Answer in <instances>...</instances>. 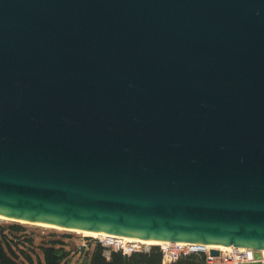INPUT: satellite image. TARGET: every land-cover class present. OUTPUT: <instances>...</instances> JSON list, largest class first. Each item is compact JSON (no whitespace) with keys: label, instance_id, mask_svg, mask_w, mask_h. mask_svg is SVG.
<instances>
[{"label":"water","instance_id":"1","mask_svg":"<svg viewBox=\"0 0 264 264\" xmlns=\"http://www.w3.org/2000/svg\"><path fill=\"white\" fill-rule=\"evenodd\" d=\"M0 215L259 259L264 0H0Z\"/></svg>","mask_w":264,"mask_h":264},{"label":"trees","instance_id":"2","mask_svg":"<svg viewBox=\"0 0 264 264\" xmlns=\"http://www.w3.org/2000/svg\"><path fill=\"white\" fill-rule=\"evenodd\" d=\"M21 225H0V264H62L69 252L59 241L42 244L38 248L42 256L35 253L34 239L26 235ZM93 249L86 251L88 264H164V252L153 245L148 250H140L131 254L110 250L100 242L94 241ZM32 252L34 255H32ZM35 256V257H34ZM169 264H210L204 252L181 255Z\"/></svg>","mask_w":264,"mask_h":264},{"label":"rangeland","instance_id":"3","mask_svg":"<svg viewBox=\"0 0 264 264\" xmlns=\"http://www.w3.org/2000/svg\"><path fill=\"white\" fill-rule=\"evenodd\" d=\"M0 225H21L25 228L26 235L30 238L34 239V248L35 253L42 256V252L38 248L42 244L50 243L51 241H59L63 243L64 245H56L57 247L63 246L66 251L69 252L68 257L65 258L62 264H88L89 259L85 255L86 251L89 249H93L94 247V241L100 242L98 237L94 236H86L81 233L71 232V231H65V230H59L56 228H50V227H44L41 225H30V224H24L22 222H17L13 220H0ZM103 244V243H101ZM130 245L129 243H127ZM137 246L138 251L140 250H148L153 245H146V244H138ZM158 246V245H157ZM164 252L170 250V246H159ZM108 251L106 252V255L109 256L110 250H115V246H108L106 247ZM127 248H130V246H127ZM165 254V253H164ZM32 255L34 253L32 252ZM220 256V255H219ZM218 256V257H219ZM35 257V256H34ZM164 264H169L172 261H170V258H167V260L164 257Z\"/></svg>","mask_w":264,"mask_h":264},{"label":"built area","instance_id":"4","mask_svg":"<svg viewBox=\"0 0 264 264\" xmlns=\"http://www.w3.org/2000/svg\"><path fill=\"white\" fill-rule=\"evenodd\" d=\"M101 243L105 247L108 246H115L118 251H122L124 254H131L133 252L138 251L137 246H133L132 244L128 245L127 243H122V241H119L118 239L114 238H102ZM127 246H130V248H127ZM170 250L163 251L164 257L167 260V258H170V261L176 260L181 255H188L194 252H204L207 256V260L210 264H246V263H261L264 264V250L261 251V257L257 259L254 255L255 252L250 249H243L244 251L239 250L235 247L233 250V253L231 256H222L220 254L219 257L211 256L210 250H207L206 247H200V246H188V245H181L179 243L177 244H170ZM165 261V260H164Z\"/></svg>","mask_w":264,"mask_h":264},{"label":"bare ground","instance_id":"5","mask_svg":"<svg viewBox=\"0 0 264 264\" xmlns=\"http://www.w3.org/2000/svg\"><path fill=\"white\" fill-rule=\"evenodd\" d=\"M13 220L10 219L8 217H4L0 215V220ZM22 222L24 224H30V225H41L44 227H50V228H56L59 230H65V231H71V232H76V233H81L83 235L86 236H94V237H98L100 239L102 238H116L119 241H122V243H129L132 244L133 246H139L138 244H146V245H158V246H169L170 244L174 243V244H183V245H188V246H198L194 243H187V242H161V241H151V240H142V239H136L133 237H127V236H122V235H115V234H109V233H99V232H93V231H81V230H77V229H65V228H61V227H57V226H52V225H47V224H40V223H34V222H26V221H19ZM207 250L210 249H218L220 251V254L222 256H231V254L233 253V250L235 249L234 246H225V245H213V244H209V245H205ZM241 251H244L243 247L238 248ZM247 264H253V263H247Z\"/></svg>","mask_w":264,"mask_h":264}]
</instances>
